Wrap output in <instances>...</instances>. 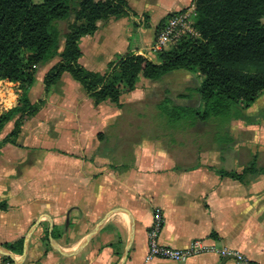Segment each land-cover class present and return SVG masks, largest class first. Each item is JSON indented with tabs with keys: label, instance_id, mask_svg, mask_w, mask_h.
I'll return each instance as SVG.
<instances>
[{
	"label": "crops",
	"instance_id": "0c3cea01",
	"mask_svg": "<svg viewBox=\"0 0 264 264\" xmlns=\"http://www.w3.org/2000/svg\"><path fill=\"white\" fill-rule=\"evenodd\" d=\"M127 3L137 14L147 15L150 28H143L132 16L97 21L95 32L82 36L79 40L78 46L81 51L79 64L85 67L93 65V62L101 63V66L105 65V69L100 73H104L110 61L126 52L142 54L154 60L142 52L144 46L141 44L143 43L151 52L159 21L167 13L186 7L192 2L127 0ZM138 3L143 6L138 7ZM135 25L138 39L134 43L130 42V34L134 31ZM82 43L87 56L82 51ZM111 46L116 48L113 49V56H105L104 50ZM83 58H86V63L82 62ZM64 73L47 92L44 91L45 74L43 75L40 83L43 85L44 97L39 99L43 100V104L34 115L24 117L23 122L26 118L39 122L45 118L51 123L62 121L64 125L73 123L96 130L101 128L111 114H115V111L100 112L101 104L108 100L96 104L78 81L67 73L79 85L63 76ZM73 90L86 96L87 100L84 103L75 100L76 95L72 96ZM54 97L55 102H50ZM29 99L34 103L30 97ZM74 142L80 143V141L71 143ZM25 146L26 143H6L0 148V178L17 176L16 168L3 165L1 158L8 163L20 164L25 160V154L15 150L21 151ZM75 154L78 155L77 152ZM77 155L63 154L58 157L56 154H48L49 165L41 170L46 175L43 183L52 181L54 184L49 187L59 192L47 196L49 199L45 204L47 209L39 217L41 221L44 215L49 216L50 220L46 219L50 230L53 228L52 225L58 224L57 216L59 222L64 225L71 223L96 225L108 211L123 208L132 217L133 231L128 253L122 264H237L234 259L220 257L215 253L194 255L184 261L148 258V230L157 211L163 219L158 234L160 244L183 248L191 240L203 238L208 242L241 251L254 264H264V188L255 187L253 183L255 178L244 184L218 173L219 169L240 172L237 164L230 168L227 166L234 161L233 154L218 152L215 145H211L204 151L189 153L186 158L191 162L177 163L173 157L157 150V154L136 158L135 166L122 169L112 167V164L101 157L86 161ZM18 169L24 170L23 172L28 175L36 171L29 166ZM11 183L14 188L12 191L0 183V203H3V207L0 208V245L13 243L25 236L22 237L20 209L27 207V200L21 199V191L15 189V178ZM129 220L125 212L113 213L77 253L62 255L54 249L66 259L64 264H117L129 239ZM83 238L84 236L76 239L79 243ZM75 247L65 250H72ZM39 256L41 254L38 250H31L27 243L25 256L19 261L10 258L12 263L8 264H52L51 261L45 260L36 262Z\"/></svg>",
	"mask_w": 264,
	"mask_h": 264
},
{
	"label": "trees",
	"instance_id": "16d2710c",
	"mask_svg": "<svg viewBox=\"0 0 264 264\" xmlns=\"http://www.w3.org/2000/svg\"><path fill=\"white\" fill-rule=\"evenodd\" d=\"M191 2L199 37H182L175 46L158 51L155 61L126 52L100 73L78 63L79 40L93 34L99 20L135 16L127 0H0V80L17 82L21 89L17 105L0 114V134L9 123L13 125L0 140V148L6 143L16 144L24 117L34 115L42 106L43 100L30 102L29 90L38 68L59 57L44 75L45 92L67 72L96 104L108 100L117 107L122 106L121 95L134 90L140 77L157 82L173 72L198 71L203 78L176 95L182 102L175 101L166 90L154 105L157 114L176 124L169 129L174 134L173 148L169 143L165 146L169 145L170 151L185 149V143L175 135L187 133L193 135L196 147L194 152L187 150V155L211 145L224 150L235 141L231 123L250 122L244 111L264 91V0ZM172 13L159 21L155 34ZM144 17V26L149 27L147 15ZM158 138H154L155 143L161 144ZM258 159L254 152L240 172L219 169L218 173L246 184L259 175L264 177V165H259ZM184 161L191 162L186 158L177 163ZM129 166L112 164L116 169ZM22 244L23 238L2 246L21 254Z\"/></svg>",
	"mask_w": 264,
	"mask_h": 264
},
{
	"label": "rangeland",
	"instance_id": "374dc122",
	"mask_svg": "<svg viewBox=\"0 0 264 264\" xmlns=\"http://www.w3.org/2000/svg\"><path fill=\"white\" fill-rule=\"evenodd\" d=\"M33 1L39 2L41 0ZM134 5H136V3ZM137 6L143 5L138 3ZM182 8L184 7L179 9ZM132 17H135L139 25H142L143 28H150L144 26L145 17L143 14H136ZM262 21H264V17ZM135 26H133L134 31L130 34V42L134 41V43L135 40L138 39V34L136 32L137 26ZM141 46H144L142 52L155 60V55L158 51L154 52L151 50L150 52V50L147 49L148 47L145 48L143 43ZM81 48L82 51H86L83 43ZM114 48V46H111L104 50L105 56H113L112 53ZM61 50L62 47L60 48V51ZM114 50H116V48ZM58 60L59 57H55L46 65L38 68L35 75V83L33 87H31V90H29V97L32 102H36L41 97H44L43 85L40 82H42L43 75ZM82 62L86 63V58H83ZM85 68L102 72L105 69V65L101 66V63L93 62V65H85ZM63 76L74 81L67 73H64ZM202 78L203 75L198 71L173 72L157 82H151L146 78L140 77L134 90L121 95V107H117L114 103L109 101L101 104L100 112L105 111L108 113L109 111H115V114H111L110 118L99 128L100 131L92 127H85L82 124L76 125L72 123L64 125L62 121L51 123L47 122L45 118L40 122L28 120V118H26V120L22 122L23 128L20 130L16 143H26L27 146L21 151L15 150L18 153L25 154V160L20 164L16 162H9V164L6 162L7 160L5 161L4 158H1L4 163L3 165L7 164L6 166L16 168L17 176L6 178L2 176L0 178V183L8 186L7 189L11 191L14 189L11 182H13L15 178V189L21 191V199L26 198L25 200H27V207L20 209L23 226L22 237L29 231L35 221L42 216L41 214L46 211L47 208L45 204L49 202L47 196L49 194L59 193L56 192L57 190L55 188L49 187V185L54 184L52 181L48 180L43 183L46 175H44L41 170L43 171V169L49 165V160H47L48 154H56V156L61 157L63 154L75 156L77 152V156L86 161L93 160L95 157H101L110 164L121 165L125 163L135 166L136 158L147 154H157V150L164 155L171 157L173 155L176 162H182L183 159H186L187 150L194 152L196 147L192 144L193 140L191 138L193 135L187 133L175 135L176 140L184 142L186 148L179 149L178 151H170V148H173L172 144L174 141L172 138L174 134L171 133L169 129L173 130L176 124L168 121L161 113L158 112L157 114L155 109L156 106L154 105L163 98L166 90L169 91V95L175 99V101L182 102L177 99L176 95L183 92L186 87L193 86ZM36 81H38V83H36ZM75 83L79 85L77 82ZM80 90L83 92L81 88ZM20 92L19 83L0 80V114L17 105ZM72 93L74 94L72 96L76 95L74 98L75 100L77 99L78 102L84 103V101L87 100L86 96H82L79 92L76 93L75 90H73ZM50 102L54 103L55 97L51 99ZM241 103L245 102L241 100ZM244 113L252 120L250 122L233 121L230 128L235 141L225 146L224 150H221L225 154H233L234 156V161H231L227 166L230 168L237 164L240 171L241 166L246 164L251 154L254 152L259 154V165H264V91L248 106V108H246ZM155 114H157L156 118ZM12 127V123H9L5 127L4 131L0 134V140L12 130ZM155 137L161 139V144L155 143ZM70 141H80V143H71ZM168 143L171 145L169 149V145L165 146ZM194 143L196 144L197 142ZM165 147L168 152L164 149ZM215 149L221 152L219 146L215 145ZM55 163H57V161H55ZM26 166L35 168L36 171L30 175L23 172L24 170L19 171V167L23 168ZM253 183L255 187L263 189L264 177L261 175L255 177ZM29 204L31 205L29 206ZM59 220L57 216L58 224L52 225L53 228L50 230L48 220L46 217H42L41 221L32 232L28 240L30 249H37L38 253L41 254V256L36 259V262H44L45 260L46 262L51 261L52 264H64L66 259L60 256L54 249L49 238L54 239L56 243L64 249H71L78 243V239L76 238L85 236L95 226L93 223H71L64 225L61 224ZM56 227L58 228L56 229ZM53 234L57 235V237H53ZM14 255L18 257L19 254L14 253ZM2 256L3 255H0V264L12 263L8 259H5V256H3V258Z\"/></svg>",
	"mask_w": 264,
	"mask_h": 264
},
{
	"label": "built area",
	"instance_id": "2783aa9c",
	"mask_svg": "<svg viewBox=\"0 0 264 264\" xmlns=\"http://www.w3.org/2000/svg\"><path fill=\"white\" fill-rule=\"evenodd\" d=\"M196 15L193 3L182 9H177L170 15L156 32L151 45L152 51H162L175 46L185 36L199 37L194 27ZM162 215L156 211L153 222L148 230L147 247L148 258H161L173 261H184L191 256L202 253H215L220 257L234 259L237 264H254L241 251L225 245H217L203 238L191 240L183 248H175L158 242V234L162 225Z\"/></svg>",
	"mask_w": 264,
	"mask_h": 264
},
{
	"label": "water",
	"instance_id": "95a60500",
	"mask_svg": "<svg viewBox=\"0 0 264 264\" xmlns=\"http://www.w3.org/2000/svg\"><path fill=\"white\" fill-rule=\"evenodd\" d=\"M116 212H125L128 217H129V221H130V234H129V239L127 242V245L123 251V254L119 260V262L117 264H122L123 261L125 260L127 253H128V249L130 246V242H131V238H132V231H133V221H132V217L130 215V213L123 209V208H115L112 209L110 211H108L103 217L102 219L84 236V238L78 243V245L72 249V250H65L62 249L54 239L49 238L53 247L55 249H57L62 255H72L77 253L80 249H82V247L101 229V227L104 225V223L106 222V220L110 217V215H112L113 213ZM48 220H50L49 216L44 215ZM40 222V218H38L35 223L33 224V226L29 229V231L25 234L24 238H23V244H22V253L19 255V257H15L9 250H7L6 248H4L2 245H0V254L4 255L5 257H9L14 259L15 261H19L21 260L26 253V249H27V243L28 240L32 234V232L34 231V229L36 228V226L39 224Z\"/></svg>",
	"mask_w": 264,
	"mask_h": 264
}]
</instances>
